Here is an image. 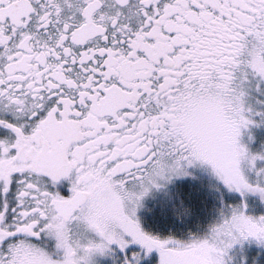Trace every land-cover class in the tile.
Wrapping results in <instances>:
<instances>
[{"label": "snow or ice", "instance_id": "obj_1", "mask_svg": "<svg viewBox=\"0 0 264 264\" xmlns=\"http://www.w3.org/2000/svg\"><path fill=\"white\" fill-rule=\"evenodd\" d=\"M0 264H264V0H0Z\"/></svg>", "mask_w": 264, "mask_h": 264}]
</instances>
